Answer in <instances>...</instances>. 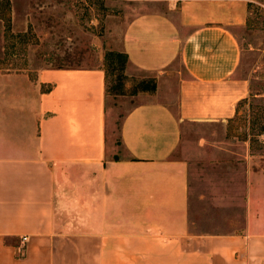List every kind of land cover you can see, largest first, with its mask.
<instances>
[{
	"label": "crops",
	"instance_id": "1",
	"mask_svg": "<svg viewBox=\"0 0 264 264\" xmlns=\"http://www.w3.org/2000/svg\"><path fill=\"white\" fill-rule=\"evenodd\" d=\"M35 2L9 0L12 17ZM246 18L245 0H165L128 20L125 71L156 87L122 117V157L100 66L0 71V264H264V170L239 158L237 230L195 231L176 155L185 122L226 121L250 96L235 76Z\"/></svg>",
	"mask_w": 264,
	"mask_h": 264
},
{
	"label": "rangeland",
	"instance_id": "2",
	"mask_svg": "<svg viewBox=\"0 0 264 264\" xmlns=\"http://www.w3.org/2000/svg\"><path fill=\"white\" fill-rule=\"evenodd\" d=\"M9 1V0H8ZM165 0H36L0 4V15L10 17V30L0 17V71L29 72L48 67H103L107 51H122L128 20L137 13L159 10ZM182 2L186 0H176ZM1 2V1H0ZM247 18L235 27L241 62L235 76L246 79L249 101L226 121H189L182 126L176 155L189 164L192 230L232 232L242 223L240 162L251 155L253 167L264 170V134L249 148L253 114L264 104V0H245ZM27 17V19H25ZM178 66V63L175 64ZM126 68V67H125ZM108 75L107 144L110 157H122L119 126L136 104L153 99V92L133 90L141 79L126 73ZM253 95V96H252ZM257 145V146H256ZM261 145V148H257Z\"/></svg>",
	"mask_w": 264,
	"mask_h": 264
},
{
	"label": "trees",
	"instance_id": "3",
	"mask_svg": "<svg viewBox=\"0 0 264 264\" xmlns=\"http://www.w3.org/2000/svg\"><path fill=\"white\" fill-rule=\"evenodd\" d=\"M0 1H1L0 4L5 3L6 9L9 10V1L8 0H0ZM248 6H249V3H247V8ZM0 17L5 21V29L9 31L10 30V17L6 15L4 16L0 15ZM127 61H128V56L123 51H107L105 53L104 64H103V67H101V69L105 73L107 95L109 93L108 75L111 74L113 71V72H120V73H117L118 75L117 80L122 79V77H127L126 73H124ZM155 87H156V83L154 79H141L140 81H138L137 87L133 90V93L137 91L153 92L155 90ZM249 97L240 101L237 104L235 115L237 114L239 105L242 102L249 101L248 100ZM250 128L252 132L251 133L252 139H249L248 141H249V148H252V145L257 142V139H253V138L255 137L257 138L258 135L264 134V104L261 105V107H259L258 110L255 111V113L253 114ZM258 142H260L261 144H264V139ZM257 148H261V145H259ZM251 155H257V154L252 152ZM258 155L264 158V151L260 152Z\"/></svg>",
	"mask_w": 264,
	"mask_h": 264
},
{
	"label": "built area",
	"instance_id": "4",
	"mask_svg": "<svg viewBox=\"0 0 264 264\" xmlns=\"http://www.w3.org/2000/svg\"><path fill=\"white\" fill-rule=\"evenodd\" d=\"M23 239L25 240V239H26V237H23Z\"/></svg>",
	"mask_w": 264,
	"mask_h": 264
}]
</instances>
